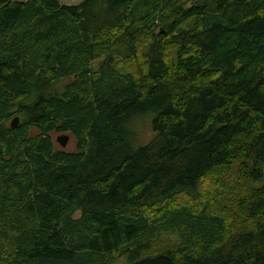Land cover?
Segmentation results:
<instances>
[{
	"label": "trees",
	"instance_id": "obj_1",
	"mask_svg": "<svg viewBox=\"0 0 264 264\" xmlns=\"http://www.w3.org/2000/svg\"><path fill=\"white\" fill-rule=\"evenodd\" d=\"M59 1L0 0V264H264V0Z\"/></svg>",
	"mask_w": 264,
	"mask_h": 264
},
{
	"label": "rangeland",
	"instance_id": "obj_2",
	"mask_svg": "<svg viewBox=\"0 0 264 264\" xmlns=\"http://www.w3.org/2000/svg\"><path fill=\"white\" fill-rule=\"evenodd\" d=\"M17 2H25L28 0H15ZM83 0H60L59 3L62 6H75L82 2ZM63 82V81H62ZM65 83H60L59 85H56L51 88V92H60L61 88L63 90ZM64 85V86H63ZM152 119H153V114L148 113L145 114L142 117H136L133 119V121L130 123V131L133 134V137L131 139L133 140V145L135 147H140V146H145L149 144L153 138H154V133L152 131ZM61 136H68V142L65 147H61V145L57 142V138ZM54 143L56 144L57 148L64 149L65 151L68 152H73L75 149V143L71 135L69 134H53L51 135ZM258 186H264V181H262ZM75 218L79 216L78 213H76Z\"/></svg>",
	"mask_w": 264,
	"mask_h": 264
},
{
	"label": "water",
	"instance_id": "obj_3",
	"mask_svg": "<svg viewBox=\"0 0 264 264\" xmlns=\"http://www.w3.org/2000/svg\"><path fill=\"white\" fill-rule=\"evenodd\" d=\"M20 119L19 117H14L9 123V126L12 129H15L19 125ZM57 142L61 145V147H65L68 142V136H61L57 138ZM134 264H187V263H177L174 262L170 257L166 255H158L155 257H147L141 260L134 262Z\"/></svg>",
	"mask_w": 264,
	"mask_h": 264
},
{
	"label": "flooded vegetation",
	"instance_id": "obj_4",
	"mask_svg": "<svg viewBox=\"0 0 264 264\" xmlns=\"http://www.w3.org/2000/svg\"><path fill=\"white\" fill-rule=\"evenodd\" d=\"M13 118H14V117H13ZM11 120H12V119H11ZM11 120H10V121H11ZM10 121H9V123H10ZM56 140H57V139H56Z\"/></svg>",
	"mask_w": 264,
	"mask_h": 264
}]
</instances>
